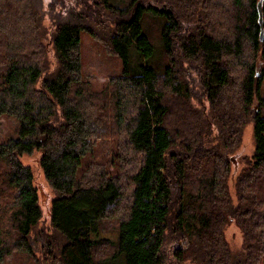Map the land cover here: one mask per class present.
I'll return each instance as SVG.
<instances>
[{
  "label": "trees",
  "instance_id": "obj_1",
  "mask_svg": "<svg viewBox=\"0 0 264 264\" xmlns=\"http://www.w3.org/2000/svg\"><path fill=\"white\" fill-rule=\"evenodd\" d=\"M257 1L0 0V117L19 120V137L0 143V261L22 250L36 264H109L119 252L125 264H264ZM147 12L164 18L165 63L131 72L132 44L154 54ZM262 12L264 33V0ZM81 31L124 64L101 90L81 77ZM248 123L255 147L230 186L228 155ZM96 144L106 160L83 167ZM117 146L135 161L125 179ZM35 151L53 192L50 228L21 161ZM232 222L242 237L235 249Z\"/></svg>",
  "mask_w": 264,
  "mask_h": 264
},
{
  "label": "rangeland",
  "instance_id": "obj_2",
  "mask_svg": "<svg viewBox=\"0 0 264 264\" xmlns=\"http://www.w3.org/2000/svg\"><path fill=\"white\" fill-rule=\"evenodd\" d=\"M44 4L46 6V2ZM111 4L117 7H126L130 4L131 0H108ZM164 22V18L160 16H154L151 12H147L141 20L142 28L147 33L153 43L154 54L149 57L142 56L135 49V45L132 44L129 50V65L128 68L131 72L139 69L141 65H152L158 69H162L165 63L163 61V51L161 42V25ZM45 26L51 25V20L45 17L43 20ZM80 60H81V77L85 82H88L93 90H101L108 83L119 76L124 69L122 60L114 53L109 51L108 47L101 41L94 38L90 33L81 31L80 33ZM49 59L51 61V67L54 65L52 53L49 52ZM189 72V71H188ZM262 93L264 94V80L262 83ZM261 114L264 116V107L261 109ZM19 137V120L14 116H2L0 117V143L8 141L10 138ZM98 141V139H97ZM125 138L121 139V143L125 142ZM255 147V137L253 132V125L248 123L243 130V136L240 146L233 154H229L228 158L231 162V173L229 179V185L233 184V179L239 170L244 167L249 161L253 149ZM118 155V161L123 168V179L131 174L133 171V164L135 161L132 156L127 155L126 148L124 146H117L115 149ZM40 151H35L29 155H23L21 161L23 164L30 166L33 172V184L38 191V200L41 210V223L50 228V215H51V199L53 192L45 179L43 170L39 164ZM105 155L99 144L93 148L92 152L87 154L83 159V167L89 162L104 161ZM232 188V187H231ZM100 236L102 238H111L117 240V232L101 227ZM226 237L231 247L235 249L241 242V232L232 222L226 229ZM107 261V260H106ZM0 264H36L34 257L28 252L22 250H14L6 254ZM107 264V263H106ZM109 264H125V256L123 252H119V255L114 261Z\"/></svg>",
  "mask_w": 264,
  "mask_h": 264
},
{
  "label": "water",
  "instance_id": "obj_3",
  "mask_svg": "<svg viewBox=\"0 0 264 264\" xmlns=\"http://www.w3.org/2000/svg\"><path fill=\"white\" fill-rule=\"evenodd\" d=\"M262 3L263 0H258L257 1V13H258V22L260 25V39H263V26H262V22H263V12H262ZM259 75V72L257 73Z\"/></svg>",
  "mask_w": 264,
  "mask_h": 264
}]
</instances>
